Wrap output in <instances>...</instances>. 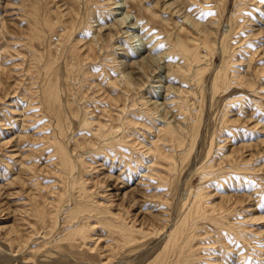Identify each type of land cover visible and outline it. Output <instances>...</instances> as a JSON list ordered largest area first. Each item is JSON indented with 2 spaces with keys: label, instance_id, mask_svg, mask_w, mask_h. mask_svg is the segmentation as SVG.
<instances>
[{
  "label": "rangeland",
  "instance_id": "rangeland-1",
  "mask_svg": "<svg viewBox=\"0 0 264 264\" xmlns=\"http://www.w3.org/2000/svg\"><path fill=\"white\" fill-rule=\"evenodd\" d=\"M177 225L169 264H264V0H0V264H152Z\"/></svg>",
  "mask_w": 264,
  "mask_h": 264
},
{
  "label": "bare ground",
  "instance_id": "bare-ground-1",
  "mask_svg": "<svg viewBox=\"0 0 264 264\" xmlns=\"http://www.w3.org/2000/svg\"><path fill=\"white\" fill-rule=\"evenodd\" d=\"M142 2V1H141ZM11 3V2H10ZM140 3V2H139ZM7 4V3H6ZM137 4V3H136ZM73 5V4H72ZM29 8H30V6H29ZM14 10V9H13ZM13 10H11L12 12H13ZM10 12V11H9ZM13 14V13H12ZM30 15V14H29ZM33 17V16H32ZM47 19V18H46ZM62 19V18H61ZM33 20H34V18H33ZM30 21V20H29ZM48 21V20H47ZM57 21V20H56ZM65 21V20H64ZM63 21V22H64ZM66 22V21H65ZM69 22H70V20H69ZM30 23V22H29ZM43 24H45V23H43ZM50 25V24H49ZM48 25V26H49ZM57 25V24H56ZM54 26V25H53ZM207 44V43H206ZM186 47V46H185ZM184 47V48H185ZM188 49V48H187ZM82 57V56H81ZM79 60V59H78ZM85 60V59H84ZM191 60V59H190ZM189 60V61H190ZM80 61V60H79ZM185 61V60H184ZM188 64V63H187ZM76 65V64H75ZM79 65V64H78ZM52 66V65H51ZM54 66V65H53ZM52 66V67H53ZM189 66H192L191 64H189ZM198 66V65H197ZM47 67V66H46ZM75 67V66H74ZM185 68V67H184ZM51 69V68H50ZM72 69H73V67H72ZM186 69V68H185ZM75 71V70H74ZM73 72H71V74H72ZM87 76V75H86ZM88 80V79H87ZM48 84V83H47ZM249 84V83H248ZM50 85V84H49ZM55 85V84H54ZM48 87L49 86H46V89H48ZM57 87V86H56ZM50 89H48L47 91H48V94H49V98H50V100H53V99H55V94L56 95H58L57 93H56V88H54L52 85H51V87H49ZM58 88V87H57ZM60 92V91H59ZM48 97V96H47ZM46 97V98H47ZM56 98H59V97H56ZM47 100H48V98H47ZM47 102V101H46ZM48 103V102H47ZM50 103V102H49ZM54 103V102H53ZM52 109V108H51ZM86 122H87V120H86ZM122 122H123V120H122ZM226 122V121H225ZM92 123V122H91ZM124 125H125V122L123 123ZM130 124V123H129ZM89 126V125H88ZM126 126H127V124H126ZM130 126V125H129ZM132 126V125H131ZM135 127V126H134ZM130 129V128H129ZM133 129V128H132ZM136 129V128H135ZM107 131V130H106ZM129 132V131H128ZM123 133V132H122ZM119 134V133H118ZM124 134V133H123ZM169 134L170 135H175L174 134V132L173 131H169ZM103 135V134H102ZM176 136V135H175ZM120 137H122V136H120ZM123 137H125V136H123ZM177 138V137H176ZM180 138H182V137H180ZM123 139V138H122ZM177 139H179V138H177ZM176 139V140H177ZM121 140V139H120ZM172 140H174V139H172ZM119 141V140H118ZM123 141H124V139H123ZM111 142V141H110ZM128 142V141H127ZM179 142V141H178ZM118 143V142H117ZM120 143H121V141H120ZM125 143V142H124ZM116 144V143H115ZM176 144V143H175ZM179 144H181L180 142L177 144V145H179ZM157 145V144H156ZM159 146V145H158ZM160 150V149H159ZM153 155H155V154H153ZM163 157V156H162ZM225 158V157H224ZM226 159V158H225ZM139 162V161H138ZM140 163V162H139ZM139 166V165H138ZM211 166V165H210ZM212 167V166H211ZM21 168V167H20ZM88 168V167H87ZM210 168V167H209ZM110 178H111V176H109L108 177V179L110 180ZM120 184H119V182L117 181L116 182V190L117 191H119V189L120 188H123L124 186H119ZM117 186H118V189H117ZM80 196L83 198V201L81 202V203H78L77 205H76V208H77V210L79 211V212H83V211H88L89 213H90V215H88L90 218H91V214L93 213H97V212H100V213H98V215H100V214H102V213H110L111 215L113 214V213H111L112 211H110V210H107V208L105 209V208H101L100 207V209H97V207H98V205H97V201H94L93 200V194L91 195L89 192H91V191H89V188L84 184L81 188H80ZM95 192V191H94ZM93 193V192H92ZM205 193H207V192H205ZM95 194V193H94ZM117 194H119V193H117ZM126 194V193H125ZM120 195V194H119ZM196 195V194H195ZM196 197H197V195H196ZM97 198V197H96ZM206 198H208V196H206L205 194H199V196H198V198H196V199H193L192 201H194L195 202V200H196V202L194 203V205L196 206H194V208H195V213H198V214H201L202 216L201 217H204L203 215L205 214V212H204V204L206 203ZM206 199V200H205ZM209 200V199H208ZM210 201V200H209ZM212 202V201H211ZM213 203V202H212ZM191 204H193V203H191ZM213 206V205H212ZM103 207V206H102ZM190 207H192V206H190ZM210 207V206H209ZM99 208V207H98ZM206 209H207V207H205ZM215 208H216V206H215ZM112 209V208H111ZM213 209V208H212ZM76 210V211H77ZM192 210V209H191ZM190 210V208H189V210H188V213L191 211ZM215 211V210H214ZM204 212V213H203ZM217 212V211H216ZM223 212V211H222ZM192 213V212H191ZM203 213V214H202ZM215 213V212H214ZM194 214V213H193ZM208 214V213H207ZM95 215V214H94ZM93 215V216H94ZM114 215V214H113ZM191 215V214H190ZM209 215H211V214H209ZM77 216H78V212H77ZM76 216V217H77ZM110 217V216H109ZM200 217V218H201ZM207 217V216H206ZM210 217V216H209ZM219 217V216H218ZM86 218V217H85ZM190 218V217H189ZM215 218V217H214ZM87 219V218H86ZM108 219V218H107ZM106 219V220H107ZM118 218H116V217H113L112 216V218H111V223H110V226L109 227H115L116 229H115V231L116 232H118V234H121V237H123L122 239H126L125 237H126V233H127V231H130V233H133V232H131L132 231V229L130 230L128 227H127V223H120V224H116V221L115 220H117ZM203 219V218H202ZM208 219V218H207ZM210 219H212V218H210ZM221 219H223V218H221ZM221 219H220V221H221ZM119 220V219H118ZM215 220V219H214ZM123 221V220H122ZM184 221V220H183ZM219 221V222H220ZM109 223H108V225H109ZM118 223V222H117ZM218 223V222H217ZM221 223V222H220ZM194 224V223H193ZM216 224V223H215ZM171 225V224H170ZM178 225H180V224H178ZM176 226L174 229H173V231H170V232H168L167 233V241H166V244H165V246H164V248H163V251H162V253L157 257V259H156V261L155 262H153L152 264H169V261H168V247H171V245L173 244V243H176L175 241H176V236H177V234H178V231L179 230H181L180 228H179V226ZM184 225V224H183ZM188 225V224H187ZM186 225V226H187ZM195 225V224H194ZM221 225V224H220ZM141 226V225H140ZM180 226H182V225H180ZM193 226V225H192ZM132 227H134L135 228V230H136V227H135V225H132ZM189 227V226H188ZM82 228H84V227H82ZM133 228V229H134ZM141 228V227H140ZM182 229L184 228V227H181ZM89 229H91V228H89ZM184 229H186V231H187V228H184ZM195 229V228H194ZM88 230V229H87ZM135 230H134V232H135ZM137 230H139V229H137ZM18 231V230H17ZM84 230L83 229H81V232H83ZM196 231V230H195ZM183 234H184V232L183 231H181ZM78 233V232H77ZM195 233V232H194ZM179 234H180V232H179ZM178 234V235H179ZM186 234V233H185ZM184 234V235H185ZM80 235V234H79ZM78 235V236H79ZM128 235V234H127ZM182 235V234H181ZM190 235V234H189ZM194 235V234H193ZM16 240H17V238H19L20 239V237H18L19 235H17L16 234ZM130 236H132L131 234H130ZM191 237V236H190ZM74 238V237H73ZM85 238V237H84ZM183 238H184V236L182 237V239H181V236H180V241H183ZM177 239H179L178 237H177ZM21 240H22V238H21ZM134 240V237L132 236V238L130 237V238H128L127 239V243L129 244V242L131 243V241H133ZM191 240V239H190ZM189 240V238H188V236L184 239V243H183V246L184 245H188V242L190 241ZM126 242H125V244H126ZM178 243V242H177ZM21 244V243H20ZM179 244V243H178ZM175 245V244H174ZM177 245V244H176ZM181 245V244H180ZM20 246V245H19ZM182 247V246H181ZM180 247V248H181ZM179 248V249H180ZM175 249V248H174ZM184 249H185V246H184ZM191 249V247L189 248V250ZM173 252V251H172ZM192 252V251H191ZM182 253V252H181ZM192 253H194V252H192ZM192 253H190V254H192ZM185 254V253H184ZM189 254V251H188V254H187V256L188 255H190ZM181 255H179V257H180ZM185 256V255H184ZM183 256V258H185ZM169 257H170V255H169ZM191 257H192V255H191ZM172 259V258H171ZM186 262H189V261H192V259H190V256H188V257H186ZM184 261V260H183ZM151 262V261H150ZM185 262V261H184ZM177 263V262H176ZM175 263V264H176ZM187 264V263H186Z\"/></svg>",
  "mask_w": 264,
  "mask_h": 264
}]
</instances>
